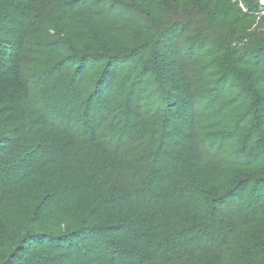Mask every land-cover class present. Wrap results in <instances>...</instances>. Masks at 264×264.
I'll use <instances>...</instances> for the list:
<instances>
[{
    "label": "trees",
    "instance_id": "obj_1",
    "mask_svg": "<svg viewBox=\"0 0 264 264\" xmlns=\"http://www.w3.org/2000/svg\"><path fill=\"white\" fill-rule=\"evenodd\" d=\"M0 264H264L260 0H0Z\"/></svg>",
    "mask_w": 264,
    "mask_h": 264
},
{
    "label": "water",
    "instance_id": "obj_2",
    "mask_svg": "<svg viewBox=\"0 0 264 264\" xmlns=\"http://www.w3.org/2000/svg\"><path fill=\"white\" fill-rule=\"evenodd\" d=\"M261 1V5L264 6V0H260Z\"/></svg>",
    "mask_w": 264,
    "mask_h": 264
}]
</instances>
